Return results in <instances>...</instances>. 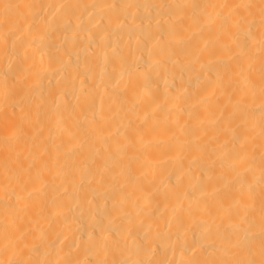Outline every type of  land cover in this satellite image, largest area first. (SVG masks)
Returning a JSON list of instances; mask_svg holds the SVG:
<instances>
[{"label": "bare ground", "instance_id": "bare-ground-1", "mask_svg": "<svg viewBox=\"0 0 264 264\" xmlns=\"http://www.w3.org/2000/svg\"><path fill=\"white\" fill-rule=\"evenodd\" d=\"M262 6L0 0V264H259Z\"/></svg>", "mask_w": 264, "mask_h": 264}, {"label": "snow or ice", "instance_id": "snow-or-ice-1", "mask_svg": "<svg viewBox=\"0 0 264 264\" xmlns=\"http://www.w3.org/2000/svg\"><path fill=\"white\" fill-rule=\"evenodd\" d=\"M262 5H264V0H262ZM262 17H264V6L261 8ZM262 44H264V41H262ZM262 79H264V76H262ZM262 94H264V87H262ZM262 255H264V252H262ZM236 264H240V262H236ZM247 264H257L255 260L248 261ZM259 264H264V259H261L259 261Z\"/></svg>", "mask_w": 264, "mask_h": 264}]
</instances>
